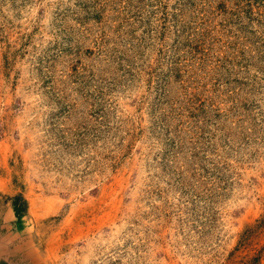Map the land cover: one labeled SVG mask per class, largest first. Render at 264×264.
Masks as SVG:
<instances>
[{
	"label": "rangeland",
	"instance_id": "1",
	"mask_svg": "<svg viewBox=\"0 0 264 264\" xmlns=\"http://www.w3.org/2000/svg\"><path fill=\"white\" fill-rule=\"evenodd\" d=\"M0 264H264V0H0Z\"/></svg>",
	"mask_w": 264,
	"mask_h": 264
}]
</instances>
